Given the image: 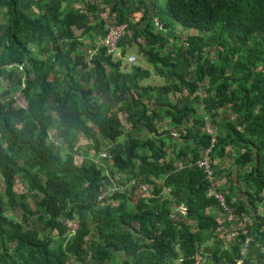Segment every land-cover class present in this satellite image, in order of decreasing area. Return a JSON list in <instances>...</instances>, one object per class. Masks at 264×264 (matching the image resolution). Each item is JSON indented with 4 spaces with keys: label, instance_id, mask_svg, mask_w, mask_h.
<instances>
[{
    "label": "trees",
    "instance_id": "1",
    "mask_svg": "<svg viewBox=\"0 0 264 264\" xmlns=\"http://www.w3.org/2000/svg\"><path fill=\"white\" fill-rule=\"evenodd\" d=\"M158 4L0 0V264H238L248 238L243 264H264V0ZM125 23L163 87H140L151 73L124 75L96 42ZM210 148L218 191L252 221L226 250L197 167ZM117 176L134 184L100 201Z\"/></svg>",
    "mask_w": 264,
    "mask_h": 264
},
{
    "label": "built area",
    "instance_id": "2",
    "mask_svg": "<svg viewBox=\"0 0 264 264\" xmlns=\"http://www.w3.org/2000/svg\"><path fill=\"white\" fill-rule=\"evenodd\" d=\"M129 26L127 23L122 25H113L110 24L107 27V35L106 37L101 41L102 46L107 48L109 50V54L114 57V59H117L120 61L123 57L121 55H117L116 52L118 49H120L121 43L124 41V39L127 36ZM193 32H191L190 36ZM185 38V36H184ZM129 65H135L136 64V58L131 57L128 60ZM199 95L202 97L201 93ZM208 120V119H207ZM209 123H207L208 125ZM207 133L210 135H214L216 132V128H210L209 126L206 127ZM215 143L212 141V147ZM212 148L208 149L203 156V158L200 159L199 162H197V167L203 169L205 178L210 182L211 186L209 191L207 192V196L209 198H213L219 203L220 211L216 215L217 218L220 219V215H225V220L229 224H235L233 229L227 230L226 228H219V232H217V236L219 241L223 243L224 248H228L229 245L236 243V241L240 237H247L249 235V229L247 227V223L244 221H239V218L237 215L232 211L230 206L228 205L226 195L222 192L218 191L217 186V177L215 174L214 166L210 161L209 154L211 152ZM134 183H128L125 188L133 185ZM114 186L115 188H111ZM109 186V190L103 191V193L100 196V201H103L106 197L112 196L116 192H114L115 189H118V191L121 190L120 186L117 188L115 185ZM143 191H147V188L145 186L142 187ZM186 212V208L184 207L183 210ZM65 226L71 230V232H74V230L77 229L78 225L75 221H65L63 222ZM251 240L248 238L245 241V245L241 251V260L238 261V264H243L244 260L246 259L248 252H249V244Z\"/></svg>",
    "mask_w": 264,
    "mask_h": 264
},
{
    "label": "rangeland",
    "instance_id": "3",
    "mask_svg": "<svg viewBox=\"0 0 264 264\" xmlns=\"http://www.w3.org/2000/svg\"><path fill=\"white\" fill-rule=\"evenodd\" d=\"M166 2H167V0H159V4H158V8H163V9H166ZM142 11L141 12H139V13H136V15L137 16H135L134 15V21L133 22H136L137 21V17H140L141 15H142ZM133 17V16H132ZM174 24V31H175V34L177 33L178 34V36L180 37L181 35V32L180 33H178V25L177 24H175V23H173ZM159 32V29L158 28H156L155 29V33H158ZM184 34H187V35H190L191 34V32H188V31H185L184 33H183V35ZM104 39V38H103ZM103 39H99V40H97L96 42L97 43H99V45H102V43H101V41L103 40ZM180 41L182 42V38L180 39ZM96 43V44H97ZM183 44V43H182ZM139 45L140 46H145V42L143 41V40H137V42L136 41H134V40H132V32L131 31H129V29H128V32H127V36H126V38H125V45H124V47L123 48H120V49H118L117 50V52H116V54L117 55H121L123 58L120 60L122 63H123V71H124V73H126V74H124V75H127V74H132V72H133V70H134V68H137V69H140L141 71H146V72H150L151 73V77H149V79L148 78H144V79H140L138 82H139V86L140 87H163L165 84H166V82H165V79L163 80V79H161V78H159L158 76H156L155 75V73H154V68H153V66L148 62V60H146V58L144 57V55L142 54V52H141V49L142 50H147L146 48H140L139 47ZM236 45H238L239 46V44H237V43H233V45H232V41H229V45H228V47L229 48H231V47H233L234 49H236ZM251 46H252V44H250ZM96 47H100V46H96ZM209 50L210 51H215L216 50V48L214 47V46H212V47H209ZM260 51L259 52H261V50L262 49H259ZM91 52H92V48L91 49H89V48H86L85 49V54L86 55H88V56H91ZM94 52V51H93ZM92 52V53H93ZM213 54L214 53H211L210 52V54H209V56H213ZM88 56H87V59H89L88 58ZM131 57H135L136 58V64L135 65H129V63H128V60L131 58ZM194 57H196V56H194ZM115 61H117L118 62V60L117 59H115ZM194 61H195V59H194ZM210 62H215V60H213V59H211L210 60ZM247 62V60H245V62H242V63H246ZM264 66V65H263ZM238 78H240V76L238 77ZM238 78H236V81H238L239 83V85H242L243 83L240 81V79H238ZM148 85V86H147ZM205 94V93H204ZM22 105H24V103L23 102H19V106H22ZM207 123H210V124H208L207 125ZM210 127V128H216L213 124H211V121H210V118H208V120L206 121V127ZM104 154V156H102L101 158H100V156H99V158H97L96 156H95V154H94V152H88L87 153V156H89L88 158H90L91 160H93V161H97V162H100L101 163V165H103V166H105V167H107V166H109V165H111L112 164V162H107V161H105L104 159H105V157L107 158V154H110V153H103ZM75 155H76V160H77V163H79L80 162V157H79V155H77L76 153H75ZM218 161H220V160H218ZM220 162H222V163H224L223 164V166H221V168L222 167H226L228 170H229V168L230 167H232V163H233V160H232V158H227L226 160H224V161H220ZM118 178H120V176H117L114 180H112L113 181V183H114V185L118 188L120 185H119V182L117 181V179ZM18 180V179H17ZM111 181V182H112ZM106 184H109V183H106ZM224 185H225V182L223 183ZM110 188V187H109ZM109 188H107V190H109ZM111 188H115L114 186H112ZM14 190L16 191V192H18V193H21V192H23V185L19 182V180L18 181H16V186H15V188H14ZM114 192H118V189H115L114 190ZM135 199H136V197H135ZM261 205H263V206H261ZM260 206H261V208L263 207V210H260V213H262V215H264V202L262 203V204H260ZM260 209V208H259ZM182 213H184L185 211H181ZM18 214H20L19 212H17V215ZM251 216H252V214H250ZM19 216V215H18ZM238 217V216H237ZM247 217H248V215H241V216H239L238 218L239 219H247ZM77 223V222H76ZM234 226H235V224L234 225H232V226H230V225H227V230H230V229H233L234 228ZM77 230V229H76ZM74 232H75V230H74ZM225 249V248H224ZM226 250V249H225ZM178 264H180V263H178Z\"/></svg>",
    "mask_w": 264,
    "mask_h": 264
},
{
    "label": "crops",
    "instance_id": "4",
    "mask_svg": "<svg viewBox=\"0 0 264 264\" xmlns=\"http://www.w3.org/2000/svg\"><path fill=\"white\" fill-rule=\"evenodd\" d=\"M182 31V29L180 28V27H178V33H180ZM181 35V34H180ZM182 35H183V33H182ZM123 74H126V73H124V71H123ZM116 82H118V78H117V75H116ZM148 86V85H147ZM152 88H160V87H152ZM154 106H152V108H153ZM160 129L161 130H163V129H172V132H173V135L174 136H178V132H179V130L178 129H176V127L174 128L172 125H170L169 123H168V121H166V122H163V123H161L160 125ZM215 163L217 164V165H219L220 166V168H221V166H223V164L224 163H221L220 161H215ZM223 169H227L226 167H222ZM125 180V178L124 177H121L120 176V179H119V182H122V181H124ZM225 185L224 184H222L221 185V187L224 189V188H226V185H229V183H228V181L227 180H225ZM134 183V182H133ZM126 185H128V181H126ZM126 185H124L123 187H122V185L120 186V188L122 189V188H124V187H126ZM147 194H148V197H151V195H150V189L148 188L147 189ZM164 194H165V196H166V198H170V195H169V193L168 192H166V191H164ZM232 198H233V200H236V197L235 196H232ZM261 206H263V205H261ZM261 206H260V209H259V214L260 215H262V213H260V210H263V207L261 208ZM183 208H184V206H179V207H176V206H173V208H172V211H173V213L174 212H177V210H179L180 212H181V210H183ZM232 211H233V209H232ZM234 212V211H233ZM235 213V212H234ZM236 214V213H235ZM218 221H219V224H220V227L221 228H226L227 229V225H230V226H232V225H234V224H229V223H227L226 222V220H225V215L224 214H222V215H220V219L218 218ZM239 221H244V222H246L247 223V227H248V229H249V226H250V224L252 223V221H251V218L250 217H247V219H239ZM227 249V248H226ZM264 251V250H263Z\"/></svg>",
    "mask_w": 264,
    "mask_h": 264
},
{
    "label": "clouds",
    "instance_id": "5",
    "mask_svg": "<svg viewBox=\"0 0 264 264\" xmlns=\"http://www.w3.org/2000/svg\"><path fill=\"white\" fill-rule=\"evenodd\" d=\"M183 33V31H181V34ZM201 95H202V92H201Z\"/></svg>",
    "mask_w": 264,
    "mask_h": 264
}]
</instances>
